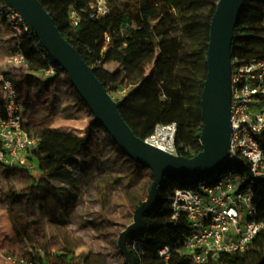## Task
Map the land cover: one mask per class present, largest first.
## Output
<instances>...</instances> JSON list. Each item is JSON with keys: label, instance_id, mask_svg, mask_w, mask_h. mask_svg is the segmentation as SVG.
<instances>
[{"label": "trees", "instance_id": "trees-1", "mask_svg": "<svg viewBox=\"0 0 264 264\" xmlns=\"http://www.w3.org/2000/svg\"><path fill=\"white\" fill-rule=\"evenodd\" d=\"M53 17L62 35L82 55L86 63L91 66L98 79L104 84L110 95L118 92L123 85L134 88L121 100L120 113L134 134L147 140L159 124H177L178 155L192 158L203 150L202 143V92L207 75V51L210 41L211 21L215 10L210 15L184 19L185 25L178 33L170 23L173 15L165 7V0H111L109 6L113 11L111 18L95 21L91 18L90 0L85 10L77 0H40ZM161 3L158 13V23L152 26L136 43V50L145 56L138 65H132L128 56L131 49L125 43L111 42L106 45V36L117 25L141 30L144 27L143 12ZM0 4L4 3L0 0ZM128 7L127 11L122 8ZM75 9L81 16L82 23L72 27L69 13ZM186 20V21H185ZM119 32V31H118ZM25 55L29 73H40L53 68L56 75L51 82L67 85V92L71 95V106L65 112L87 111L93 118L87 105L77 94L62 69L46 52L38 38L23 35L18 44ZM15 51V48H14ZM232 59L239 63L251 60H264V0H247L240 14L232 48ZM152 61V62H151ZM115 63L116 70L107 66ZM154 66H153V65ZM21 74V73H20ZM18 75L15 83L18 88ZM29 94L23 109L24 127L31 138L39 140L38 148L32 153V158L39 162L40 170L48 176H57L64 166L79 163L78 157L90 155L96 132H103L109 138L116 156L128 160L133 166L125 174L126 187L131 190L134 199L132 206L137 210L147 199L153 183V174L146 167L128 159L114 143L104 128L90 121L86 134L80 136L69 131H57L47 127L59 104L57 95L48 97L38 110L41 114L34 124L27 125L25 116L35 107L30 90L39 84L38 79L24 73ZM57 86V85H56ZM58 90V88H57ZM46 93L40 87L38 96ZM0 118H6L5 102L0 107ZM68 118H73L68 116ZM264 147V140L261 141ZM0 150L2 146L0 145ZM99 162L98 155L92 153ZM98 170L101 164L96 165ZM233 171L244 185H252L254 189V203L259 206L260 216L264 218V177L254 178L247 165L242 161L230 162L221 170ZM5 179V178H3ZM205 178L196 180L166 179L159 187V202L156 209L145 217L148 228L143 233H137L128 240V249L136 260V264H167L159 255L164 247L175 250L179 242L187 235L188 227L181 223L175 226L172 221L170 205L177 189L195 187ZM119 179L114 180V184ZM65 196L60 191L55 195L54 202L62 213L61 217L68 218L70 211L76 208L77 195ZM59 216V217H60ZM55 215L54 220L58 222ZM60 259L70 263V250H64ZM119 254L122 255L121 251ZM37 264H40L37 261ZM123 264H128L126 259ZM168 264H186L179 256H174ZM210 264H264V230L253 244L244 252L222 254L217 261Z\"/></svg>", "mask_w": 264, "mask_h": 264}, {"label": "built area", "instance_id": "built-area-1", "mask_svg": "<svg viewBox=\"0 0 264 264\" xmlns=\"http://www.w3.org/2000/svg\"><path fill=\"white\" fill-rule=\"evenodd\" d=\"M111 0H90L91 18L103 21L111 15ZM4 3V2H3ZM2 14L14 34L15 51L0 75L6 118H0V161L10 167H26L39 140L31 138L24 127L23 105L15 83L17 71L27 68L25 55L18 44L23 35L34 34L31 27L5 3ZM72 27L81 25L75 9L69 13ZM35 35V34H34ZM111 38L106 36V45ZM44 73L55 76L53 68ZM126 96V91H118ZM232 146L228 161L244 162L254 178L264 177V60L247 63L233 61L232 75ZM177 124H159L145 142L163 152L178 155ZM170 211L175 226L188 227L187 235L172 250L164 247L160 257L168 264L179 256L186 264H210L222 254L247 250L264 230V218L254 203L252 185H244L233 171H219L189 189H177ZM17 264H37V259L20 257Z\"/></svg>", "mask_w": 264, "mask_h": 264}, {"label": "rangeland", "instance_id": "rangeland-1", "mask_svg": "<svg viewBox=\"0 0 264 264\" xmlns=\"http://www.w3.org/2000/svg\"><path fill=\"white\" fill-rule=\"evenodd\" d=\"M219 1L165 0L164 4L167 11L173 15V19L170 20L171 25L175 27L176 31L178 29L179 33L186 23L184 19L197 16V20H200L201 16L208 17L210 12L216 11ZM77 2L85 10L89 0H77ZM161 5L159 3L143 12L144 27L141 30L117 24L108 33L110 38L117 41L116 43H125L124 47L131 49L128 60L132 65H138L145 59V56H141L136 50V43L152 29L154 24L158 23ZM122 9L127 11L128 7ZM112 15L113 11L111 10V15L107 19ZM107 67L110 70H116L118 66L111 62ZM27 71L28 66L16 72V79L21 73L17 84L23 109L29 90L25 83L26 78L22 75ZM39 85L40 83L37 86L35 84V87L30 90L35 107L25 116L26 124L41 122L39 120L41 114L38 110L53 93L54 96L57 95L59 104L47 127L84 136L90 121L94 118H91L85 110L73 113L72 111L65 112V108L72 105L70 103L71 95L66 90L67 85H64L63 82L55 83L49 87V92L41 93V96H38ZM121 88H129V86L126 84ZM112 97L118 102L123 98V95L114 92ZM68 116L73 118H68ZM94 137V149L91 150V154L81 155L78 157L79 163L73 166L66 164L55 177L57 186L62 185L68 196L77 195L74 199L76 201L75 210L70 211L68 218L64 217L61 222L54 221L48 227L35 226L28 230L24 229V225H18L23 232L24 248L27 253L21 251L17 258L33 257L40 264H123L125 257L119 254L118 242L121 234L133 223L136 211L132 206L134 201L132 192L126 187L125 180V174L133 165L119 155L116 156L105 133L96 132ZM92 153L98 155L102 170H98L96 165H99V162H96ZM115 179H119V182L114 184ZM57 192L54 193L55 198H57L55 196ZM26 230L29 231L28 234L25 233ZM66 249L72 252L69 258L70 263H64L60 259ZM2 264L6 263L2 262Z\"/></svg>", "mask_w": 264, "mask_h": 264}, {"label": "water", "instance_id": "water-1", "mask_svg": "<svg viewBox=\"0 0 264 264\" xmlns=\"http://www.w3.org/2000/svg\"><path fill=\"white\" fill-rule=\"evenodd\" d=\"M31 27L46 52L62 69L87 105L94 123L110 135L120 151L153 174L148 199L137 208L133 223L121 234L118 245L128 264L136 260L128 240L143 233L145 217L159 202V187L166 179L196 180L223 169L232 146V48L240 14L247 0H220L211 21L207 51V75L202 92L203 150L192 158L171 155L138 138L120 113V104L110 95L80 52L62 35L40 0H2Z\"/></svg>", "mask_w": 264, "mask_h": 264}, {"label": "crops", "instance_id": "crops-1", "mask_svg": "<svg viewBox=\"0 0 264 264\" xmlns=\"http://www.w3.org/2000/svg\"><path fill=\"white\" fill-rule=\"evenodd\" d=\"M14 41L10 23L3 16L0 4V75L5 72L6 61L14 52ZM26 74L38 79L40 87H44L46 92H49V87L55 85V82H51L54 76L44 72ZM133 88L134 86H130L119 91L124 89L128 94ZM50 96L52 97L53 93ZM3 103L4 93L0 80V107ZM57 190L65 196L63 186H57L53 176L43 174L36 159L31 158L26 167L15 168H10L0 161V264H17V255L21 251L27 253L20 225L30 230V227L35 226L48 227L54 223L55 215L58 222L64 219L60 216L62 210L57 208L54 202V193ZM28 230L26 234L29 233Z\"/></svg>", "mask_w": 264, "mask_h": 264}]
</instances>
